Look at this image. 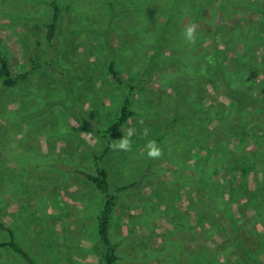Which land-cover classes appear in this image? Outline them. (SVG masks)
<instances>
[{"label":"rangeland","instance_id":"374dc122","mask_svg":"<svg viewBox=\"0 0 264 264\" xmlns=\"http://www.w3.org/2000/svg\"><path fill=\"white\" fill-rule=\"evenodd\" d=\"M74 2L75 0L72 3ZM72 3L65 11L60 40L65 49V59L62 62L69 63L70 72L76 81L75 113L79 116L85 112L84 116H90L93 122L107 127L118 112L125 90L111 84L105 74L104 47L99 39L104 38L100 25L106 24V21L105 18H73L75 12L78 16L83 10H77ZM44 6L42 0H0V49L11 59L14 71L23 68L22 45L27 44L34 51L43 45L39 20L44 15ZM189 23L185 19L184 28ZM244 23L248 26L258 25L255 29L256 35L264 37V19L256 13L247 12L244 17L235 15L228 21V30L239 26L245 28V35L238 31L234 33L236 40H256ZM125 38L131 43L132 49L128 54L125 53L124 58H120V64L127 63L124 69L132 73L142 67V61L136 60L149 54L147 51L141 52L146 47L144 39L133 35ZM117 39L114 38L116 45ZM184 43L189 51V44L185 40ZM221 48L224 51L226 49ZM238 49L241 47L238 46ZM149 52L152 53V50L149 49ZM167 54L169 52L165 55ZM192 55L188 52L187 58L180 63H188ZM255 55L257 59L250 60L252 65L242 66L246 79L243 81L251 87L255 85L254 93L264 95V78L259 74L260 67L264 66V47H256ZM169 56L167 60H161L157 67L165 76L179 75L181 71L178 67L171 65L175 59ZM232 56V52L227 51L222 58L230 64L228 60ZM196 73L199 78L202 77L200 73ZM187 79L189 76L184 75L179 78V83L165 84L161 80V74L154 72L149 85L134 96L139 116L113 136L117 140L125 134L127 128L136 129V134L132 137V151L112 150L105 162L114 188L128 184L151 169L139 185L121 192L118 196V207L111 229L112 238L119 244L121 256L116 264H175L168 254H172V259L175 256H185L189 236L186 233H168L173 225L167 212L160 214V211H165V206H160L158 202L159 199H164L167 203L170 202V209L187 211L192 192L182 181L179 185H173L176 167L168 158L170 153L167 148L170 146L164 147L167 140L157 141L160 137H156L153 129L164 119L167 126H170V133L177 134L178 131L174 132L172 117L176 116L183 104L180 100H185L186 104L192 101L186 91V88L189 89ZM205 84L206 96L199 94V98L202 99L200 103L205 107L206 113H198V118L203 117L201 119L209 121L210 132L220 133L223 120L231 115V103L227 98H219L222 106L218 105L212 98V87L206 82ZM177 92L182 95L179 98L177 94L176 101ZM64 95L59 78L43 71L0 98V208L4 211L6 223L14 228L18 241L30 252L37 264H97L95 253L98 236L95 217L104 202V195L82 177L63 169L62 165L94 172L95 160L86 145L96 149L99 146L97 147V140L87 131L84 122L76 120L73 114L64 110V106H45L47 101ZM170 96L171 103L169 106L164 105V99ZM65 105L71 106V100H66ZM41 110L44 114L35 116ZM22 113L27 119L31 118V124L19 119L18 115ZM263 117L260 113H253L244 121L230 118V148H234L241 141L238 133L241 123L247 124L248 130L253 129V135L264 137ZM28 125L32 130L28 131ZM144 129L148 130L146 137L142 134ZM150 139L155 140L163 150L161 158H148L145 145ZM256 147L253 144L247 150L251 152ZM178 149L185 158L187 152ZM171 151L174 152L173 148ZM173 159L178 161L177 158ZM256 163L257 172L246 173L245 178L238 172L239 176L233 179L232 184L238 186L246 181V190L252 192L260 178L264 159L257 160ZM235 170L236 168L234 173ZM227 176H230L228 180L232 178L230 173ZM215 178L226 180L225 171H221ZM240 189L241 192L244 191L242 187ZM245 200L242 197L239 202L232 203L234 216L246 224L249 243L258 241L259 247L254 253L251 252L252 257L258 256L264 263V210L261 218L257 220L255 212L244 207ZM144 206L147 217L140 219ZM187 212L193 215L190 210ZM132 216L134 219L130 220ZM207 238L209 258H213L212 255L222 249L221 246H228L221 230L214 229ZM5 239L7 235L0 232V240ZM238 247H241L239 243L233 250H226L219 257L225 259L228 254V257L235 260L234 250ZM157 256L161 259L158 260ZM0 264L22 263L11 252L0 251Z\"/></svg>","mask_w":264,"mask_h":264},{"label":"trees","instance_id":"16d2710c","mask_svg":"<svg viewBox=\"0 0 264 264\" xmlns=\"http://www.w3.org/2000/svg\"><path fill=\"white\" fill-rule=\"evenodd\" d=\"M42 2L45 5V12L40 17L39 26L43 45L37 51L27 44L22 45L24 62L22 70L14 71L11 59L0 49V98L30 80L37 73L47 71L59 78L65 95L59 99L47 101L45 106H64V110L73 114L76 120L84 122L87 131L97 140L98 149L86 145L95 160L94 172L76 166L62 165L63 169L82 177L104 195V202L95 217L98 236V247L95 253L97 264H116L121 260L119 244L111 234L112 222L119 202L118 196L121 192L139 185L151 171L149 169L128 184L114 188L105 162L113 150L110 148L114 141L113 136L139 116L134 96L149 85L153 80L154 72L161 74V80L165 84L179 83V78L184 75L189 76L187 79L189 89L186 88V91L193 101L186 104L185 100H180L183 101L182 106L179 107L175 117L171 116L174 132L178 131L177 134L170 133V126H167L164 119L153 129L156 137H160L157 141L167 140L164 147L170 146L167 148L170 153L168 158L176 167L173 185H179L182 181L184 186L189 187L192 192L187 211L190 210L193 215L179 209L172 210L169 201L167 203L164 199H159L158 204L165 206V211H160V214L167 212L173 225L168 233L172 235L186 233L189 236L184 258L175 256L176 258L172 259V254H168L169 259L175 264H221L223 262L225 264H264L258 256L252 257L251 252L254 253L259 247L258 241L249 243L246 224L235 218L232 207V203H237L240 198L245 197L244 207L253 210L257 220L262 216L264 163L260 169V178L257 179L252 192L246 190V181L238 186L233 185L232 182L239 176L238 172H241L240 176L244 178L246 173L257 172V160L264 159V137L253 135V129L248 130L247 124L241 123L238 132L241 141L231 149L232 126L229 122L232 117L242 121L247 120L253 113L264 116V95L254 93L255 85L251 87L243 81L246 79L242 70V66L252 65L250 60L257 59L255 48L264 47V37L260 34L256 35L255 29L258 25L254 24H249L251 28L244 23L248 26L250 33L255 36V41L236 40L234 33L238 31L245 35V28H239V26L228 30V21L235 15L244 17L247 12H251L264 19V0H75L74 4L73 0H42ZM71 3L77 10H83L78 16L75 12L73 18L78 17L80 20L89 19V17L98 20L105 18L106 21V24L100 25L104 38L99 39V43L104 47L105 74L109 77L111 84L125 90L121 96L118 112L113 122L107 127L93 122L90 116H84L85 112L79 116L75 113L76 81L70 72L69 63L62 62L65 59V49L60 40L62 21L65 20V11ZM185 19L199 26L196 43L189 44V51L186 50L182 30ZM131 35L144 39L146 47L141 52L147 51L149 54L141 60H136L142 61V67L132 73L125 71L124 66L127 63L120 64V58H124L131 52V43L125 38ZM115 37L118 38L117 45ZM238 46L241 49H238ZM221 47H225V51ZM227 51L233 54L228 60L230 64L227 61L224 62L225 59L222 58ZM166 52L169 54L165 55ZM188 52L193 54L189 57L188 63H180L187 58ZM169 55L175 59L171 65L178 67L181 71L179 75L165 76L157 67L158 63L161 60H167ZM196 72L202 77L199 78ZM259 74H262L264 78V66L260 67ZM198 82H201L200 85L197 84ZM205 82L212 87V98L218 105L222 106L219 98H227L231 103V115L223 120L220 133L210 132L209 121L201 119L203 117L198 118V113H206L205 107L200 103L202 99L199 98V94L206 96ZM262 84L264 85V80ZM177 94L179 98L182 95L177 92L176 101ZM171 99V96L165 98L164 105L169 106ZM66 100H71L72 105H65ZM43 114L41 110L35 113V116ZM18 117L25 122H31V118L27 119L23 113ZM29 130H32L30 125H28ZM253 144L257 146L256 150L249 152L247 148ZM172 148L174 152L171 151ZM178 148L187 152L185 158L180 155ZM173 158H177L178 161ZM234 168H236L235 173ZM223 170L226 173V180H217L216 175ZM229 173L232 178L228 180ZM240 187L243 188V192ZM146 212L144 206L140 219L147 217ZM3 214L4 211L0 208V232L7 235V239L0 240V251L11 252L22 264H37L30 252L18 241L14 228L6 223ZM133 219L134 216L130 218V220ZM214 229L223 232L228 246L225 248L221 246L222 249L217 253L214 252L213 258H209L210 248L207 236ZM238 243L242 248L238 247L234 250L235 260L228 257V254L225 255V259L219 257L221 253L224 255L226 250H233ZM157 259L161 258L157 256Z\"/></svg>","mask_w":264,"mask_h":264},{"label":"clouds","instance_id":"9594fccd","mask_svg":"<svg viewBox=\"0 0 264 264\" xmlns=\"http://www.w3.org/2000/svg\"><path fill=\"white\" fill-rule=\"evenodd\" d=\"M198 25L196 23H189L183 29L184 40L191 45H195L197 40V29ZM136 134V129L129 127L126 129L125 134L112 142L110 148L113 150H119L124 152L132 151V137ZM145 137L148 135V130L144 129L142 133ZM146 154L150 159H159L163 155V150L157 145L155 140H148L146 145Z\"/></svg>","mask_w":264,"mask_h":264}]
</instances>
